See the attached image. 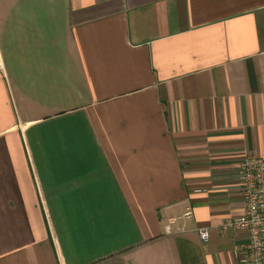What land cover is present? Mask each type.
Masks as SVG:
<instances>
[{
    "label": "crops",
    "instance_id": "obj_1",
    "mask_svg": "<svg viewBox=\"0 0 264 264\" xmlns=\"http://www.w3.org/2000/svg\"><path fill=\"white\" fill-rule=\"evenodd\" d=\"M253 155L264 0H0V264H247Z\"/></svg>",
    "mask_w": 264,
    "mask_h": 264
},
{
    "label": "built area",
    "instance_id": "obj_2",
    "mask_svg": "<svg viewBox=\"0 0 264 264\" xmlns=\"http://www.w3.org/2000/svg\"><path fill=\"white\" fill-rule=\"evenodd\" d=\"M237 180L242 189L243 211L237 217L226 219L221 231H245L248 234V242L243 247L246 263L264 264V155L246 157L238 167ZM192 216L193 209L188 207L183 218ZM175 222L172 219L170 224ZM198 234L203 243L210 241L208 228L199 229Z\"/></svg>",
    "mask_w": 264,
    "mask_h": 264
}]
</instances>
